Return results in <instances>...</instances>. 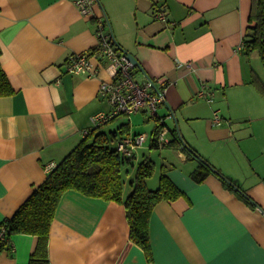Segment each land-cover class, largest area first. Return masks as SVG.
I'll use <instances>...</instances> for the list:
<instances>
[{
	"label": "crops",
	"instance_id": "obj_1",
	"mask_svg": "<svg viewBox=\"0 0 264 264\" xmlns=\"http://www.w3.org/2000/svg\"><path fill=\"white\" fill-rule=\"evenodd\" d=\"M251 3L99 0L96 11L107 17L117 46L138 62L135 77L159 78L167 87L158 116L120 114L101 126L111 136L127 123L129 134H146L125 165L124 195L146 156L155 163L149 188L165 173L184 195L153 209L151 262L130 240L123 203L66 191L51 224V264H264V97L253 79L263 80L252 67L258 52L242 51ZM97 45L96 18L75 0H0V64L14 89L0 95V222L46 179L49 163L58 164L83 140L91 117L111 109L100 94L101 83L112 80L107 60L92 56L95 75L67 71L73 54ZM203 84L213 101L198 95ZM160 118L171 129L164 146L155 133ZM175 140L195 148L253 204L217 173L196 182L191 173L199 161L169 146ZM37 243V235L14 234L0 264H29Z\"/></svg>",
	"mask_w": 264,
	"mask_h": 264
},
{
	"label": "trees",
	"instance_id": "obj_2",
	"mask_svg": "<svg viewBox=\"0 0 264 264\" xmlns=\"http://www.w3.org/2000/svg\"><path fill=\"white\" fill-rule=\"evenodd\" d=\"M251 2L250 25L245 31L242 51L246 54L258 52L264 65V0ZM96 50L97 48L92 51ZM253 82L264 97V83L257 76ZM13 92L8 75L0 64V95H10ZM128 127L129 123L112 136L102 131L101 127H92L83 140L49 171L46 179L34 189L14 215L0 222V227L6 229L0 251L9 247L14 234L37 235L38 243L29 264H51L48 258L51 224L62 196L72 189L88 196L123 203L130 226V240L139 245L152 262L150 218L153 209L157 203L176 200L184 192L165 173L161 175L156 189L149 188L147 178L155 173V163L146 156L139 162L130 182L132 189L125 197L124 168L134 157L124 158L111 143L120 134L122 137L129 135ZM160 127L161 124L157 126L155 133ZM171 144L187 153L188 157L199 161V166L191 173L196 182H202L209 174L217 173L227 188L235 190L246 202L253 204V200L240 186L228 180L195 148L181 140L178 143L176 140L171 141L169 146ZM152 145H157L155 140Z\"/></svg>",
	"mask_w": 264,
	"mask_h": 264
},
{
	"label": "built area",
	"instance_id": "obj_3",
	"mask_svg": "<svg viewBox=\"0 0 264 264\" xmlns=\"http://www.w3.org/2000/svg\"><path fill=\"white\" fill-rule=\"evenodd\" d=\"M75 3L85 15H93L96 18V31L98 36V45L96 51L73 54L69 58L67 71L70 73H84L95 75L98 67L92 62V56L103 58L108 61L112 80L101 83L100 94L107 98L111 105L108 111H100L91 117L93 127H101L120 114L131 115L136 112H145L149 117L158 116V109L167 102V87L159 78L147 77L144 80H138L134 73V63L128 58L127 54L122 52L115 42L113 34L109 31L110 24L107 17L97 13L99 0H75ZM164 18V14H161ZM190 66V64H187ZM198 95L214 100L213 93L209 91L206 84H203ZM171 116V115H169ZM223 116L218 110L214 111L213 122L220 125L223 122ZM161 127L157 132V143L164 146L170 142L168 134L171 129L166 125L163 118H160ZM90 129H86L84 136ZM146 140L145 133L133 134L122 137L116 143L117 151L124 158H133L135 151L144 144ZM183 145H181V148ZM57 163L48 164V171L52 170ZM6 229L0 227V244L5 238Z\"/></svg>",
	"mask_w": 264,
	"mask_h": 264
},
{
	"label": "rangeland",
	"instance_id": "obj_4",
	"mask_svg": "<svg viewBox=\"0 0 264 264\" xmlns=\"http://www.w3.org/2000/svg\"><path fill=\"white\" fill-rule=\"evenodd\" d=\"M252 67H253V69L256 71V73L261 77V79L264 82V65H263V62L261 60V57H260L259 53H257V55H253ZM111 145L113 147H115L116 146V142L113 141L111 143ZM145 150L146 151L149 150L151 152H153V151H159L158 149H149V148H147Z\"/></svg>",
	"mask_w": 264,
	"mask_h": 264
},
{
	"label": "water",
	"instance_id": "obj_5",
	"mask_svg": "<svg viewBox=\"0 0 264 264\" xmlns=\"http://www.w3.org/2000/svg\"><path fill=\"white\" fill-rule=\"evenodd\" d=\"M128 58L134 63V64H138L136 58L134 56H132L131 54L129 53H126Z\"/></svg>",
	"mask_w": 264,
	"mask_h": 264
}]
</instances>
